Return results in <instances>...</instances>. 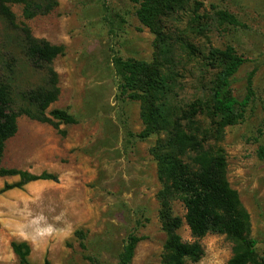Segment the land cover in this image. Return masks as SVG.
Wrapping results in <instances>:
<instances>
[{
  "label": "rangeland",
  "instance_id": "rangeland-1",
  "mask_svg": "<svg viewBox=\"0 0 264 264\" xmlns=\"http://www.w3.org/2000/svg\"><path fill=\"white\" fill-rule=\"evenodd\" d=\"M198 1L211 29L195 44L206 55L231 46L247 59L233 81L235 96L247 95L249 75L256 70L251 103L242 121L226 129L222 146L229 182L251 216L252 236L264 256V159L259 154L264 151V0ZM58 2L52 13L31 21L24 20L21 6L12 10L17 24L29 26L35 38L65 48L53 63L61 94L50 110H65L77 123L56 130L25 116L19 119L0 167L48 173L57 180L0 194V264H19L13 242L30 245L31 264H119L130 236L141 238L132 264H161L166 234L151 153L159 136L139 137L142 102L121 94L115 64L118 58L153 63L155 36L139 23L130 0ZM217 11L234 15L240 26L220 24ZM201 64L195 60L181 71L184 104L217 73ZM45 79V71L28 59L21 31L0 19V81L9 84L14 109L22 106V94ZM18 181L0 177V190ZM174 212L185 215L181 202H175ZM180 234L185 242L194 241L186 225ZM201 244L204 257L188 264H228L232 244L226 236L208 234Z\"/></svg>",
  "mask_w": 264,
  "mask_h": 264
},
{
  "label": "trees",
  "instance_id": "trees-1",
  "mask_svg": "<svg viewBox=\"0 0 264 264\" xmlns=\"http://www.w3.org/2000/svg\"><path fill=\"white\" fill-rule=\"evenodd\" d=\"M137 6L139 23L155 36L156 54L149 64L134 59L115 60L123 96L142 102L141 119L144 130L139 137L159 136L151 149L157 162V177L161 189L157 195L159 216L166 242L161 264L198 263L204 257L201 240L208 234L226 236L232 244L228 264H264L252 236L251 216L239 193L228 179L227 156L222 146L225 131L244 118L251 103L254 70L248 79V93L242 98L234 95L232 85L236 74L247 59L228 46L211 49L209 54L195 44L198 37L210 31L208 15L201 13L198 0H130ZM23 8V18L31 21L52 13L58 0H0V19L21 31L26 55L46 74L45 82L21 95L22 106L14 109L9 84L0 81V166L6 144L16 136L22 116L52 126L74 125L76 118L65 110L52 109L60 97L59 76L54 61L65 54L63 46L52 45L35 38L25 23L18 25L13 6ZM217 21L239 27L238 19L227 12L217 11ZM181 25L185 27L181 28ZM200 61L202 68L217 73L207 85L199 84L200 94L190 103H182L180 78L185 64ZM182 68H181V67ZM264 159V151L260 150ZM0 177H18L14 184H5L0 194L22 189L38 181H56L57 177L43 173L31 174L19 169L0 167ZM181 202L185 215L174 212L175 202ZM186 225L193 242H185L180 234ZM78 235L83 237L82 232ZM141 238L130 236L120 256L119 264H132ZM12 250L19 264H31V247L26 242H13ZM44 264H50L45 260Z\"/></svg>",
  "mask_w": 264,
  "mask_h": 264
}]
</instances>
